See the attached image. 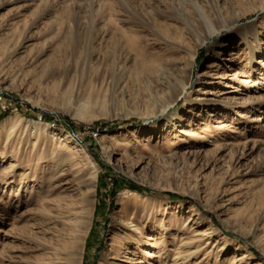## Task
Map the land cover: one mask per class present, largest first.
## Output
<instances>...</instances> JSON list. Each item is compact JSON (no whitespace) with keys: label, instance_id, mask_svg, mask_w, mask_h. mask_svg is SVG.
Masks as SVG:
<instances>
[{"label":"rangeland","instance_id":"obj_1","mask_svg":"<svg viewBox=\"0 0 264 264\" xmlns=\"http://www.w3.org/2000/svg\"><path fill=\"white\" fill-rule=\"evenodd\" d=\"M54 187L79 264H264V0H0V264H68Z\"/></svg>","mask_w":264,"mask_h":264},{"label":"bare ground","instance_id":"obj_2","mask_svg":"<svg viewBox=\"0 0 264 264\" xmlns=\"http://www.w3.org/2000/svg\"><path fill=\"white\" fill-rule=\"evenodd\" d=\"M219 31L209 29V34L211 38L217 36ZM96 182V175L87 185L94 184ZM57 189V191H56ZM47 193L48 199L41 202V207L43 212L46 210L56 213V218L62 219L64 225L70 228L69 236H64L63 241L60 242L58 247V260H63L62 253L65 255L66 263L68 264H79L80 258V246L85 236V231L87 230L90 220L94 216V209L92 208L91 197L88 194H84L82 201L75 203L70 199L63 197V193L58 192V188L44 190ZM45 205V206H44ZM50 207L49 209H47ZM69 222V223H68ZM70 239V244L68 245V240ZM56 264H63L62 262H55ZM53 264V263H51Z\"/></svg>","mask_w":264,"mask_h":264},{"label":"trees","instance_id":"obj_3","mask_svg":"<svg viewBox=\"0 0 264 264\" xmlns=\"http://www.w3.org/2000/svg\"><path fill=\"white\" fill-rule=\"evenodd\" d=\"M130 187H131L132 189H135V190L138 189V188H137L136 186H134V185H131ZM172 197L175 198V199L178 198L177 196H172Z\"/></svg>","mask_w":264,"mask_h":264}]
</instances>
